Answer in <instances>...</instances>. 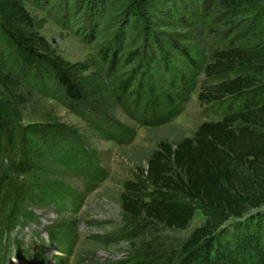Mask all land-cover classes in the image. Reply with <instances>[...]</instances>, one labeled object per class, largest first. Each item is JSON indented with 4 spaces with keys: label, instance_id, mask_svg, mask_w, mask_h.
I'll use <instances>...</instances> for the list:
<instances>
[{
    "label": "trees",
    "instance_id": "trees-1",
    "mask_svg": "<svg viewBox=\"0 0 264 264\" xmlns=\"http://www.w3.org/2000/svg\"><path fill=\"white\" fill-rule=\"evenodd\" d=\"M104 1L87 0L88 11H100ZM218 1L221 0H198V9L190 4L186 13L180 10L181 7L174 10L176 13L184 12L187 20L208 27L214 23L210 4ZM224 2L234 6L241 3L240 0ZM138 6L133 2V8L137 10ZM258 9V21L264 24V5ZM56 15L54 19L58 25L65 28L74 26L76 19L61 18V11ZM253 21L250 19L247 28L235 31L233 38L224 43L225 48L217 53L219 57L215 65L207 63L201 48L185 41L189 40L188 36L168 37L150 25L144 27L147 32L144 40L126 37L121 27L115 32H106L100 29L102 22L99 27L93 22L96 27L86 28V31L75 27L85 41L102 39L101 34L104 37L99 41L97 55L93 58L97 72L80 78L81 72L88 68L87 64L70 63L50 55L47 40L32 31L29 12L19 0H0V135L8 124L6 118L9 115L15 118L10 105L14 102L12 84L16 83L17 77L37 94L67 106L90 123L101 137L121 144L132 142L135 129L109 117L99 104L91 102L87 97L88 85L95 92L109 90L112 99L139 125L159 127L183 111L201 72L208 75L223 72L234 76L213 88V98H228L229 101L227 114L222 120L202 123L194 137L183 138L175 148L162 142L159 150L153 153L146 175V179L156 187L153 193L148 194L150 200L139 202L140 208H137L127 194L123 196L125 210L144 212L147 217L169 227L186 228L199 208L207 219L189 234L178 257L135 255L113 264H264V217L255 218L256 222L238 223L243 225L232 232L217 233L231 217L243 216L247 207L257 209L264 205V132L256 134L251 129L254 125L264 129V40L251 47L246 43ZM97 28L101 31L99 35L94 34ZM235 123H243V126L234 128ZM16 126L11 128V138L18 129ZM24 136L34 145L33 154L37 151L41 158L50 162L54 154L61 151H87L76 137L62 139L50 135L42 143L27 129ZM255 138L256 141L251 142ZM170 159L174 160L185 178L180 177V172L172 178L168 166ZM24 165L12 164L10 168L19 175L27 169L40 173L45 170ZM240 166L251 172V176H245ZM101 172L100 180L103 182L106 177L104 168ZM128 186L138 188L132 183ZM67 189V186H57L53 180L41 177L35 192L41 202H54L56 197L62 207ZM76 197L81 201L79 195ZM14 202L8 207L0 229V264H15L5 258L9 244L2 242L3 233L11 230L15 223H22V219H35L33 211L28 210L23 202ZM74 232L75 224L71 222L54 226L48 236L50 242L61 245L63 251H70ZM41 251L39 257L44 259ZM16 254L23 261L26 251L19 249Z\"/></svg>",
    "mask_w": 264,
    "mask_h": 264
},
{
    "label": "rangeland",
    "instance_id": "rangeland-1",
    "mask_svg": "<svg viewBox=\"0 0 264 264\" xmlns=\"http://www.w3.org/2000/svg\"><path fill=\"white\" fill-rule=\"evenodd\" d=\"M197 1L106 0L102 8L97 7L100 11L90 13L86 6L87 0H19L29 12L32 31L47 40V52L50 55L70 63L87 64L88 68L81 72L80 78L97 72L93 58L97 55L99 41L104 37L101 34L102 39L90 38L91 42L85 41V37L79 36L75 27L86 31V28L99 27L102 22L103 27L100 29L106 32H115L121 27L126 37L144 40L147 38L144 27L150 25L154 29L156 27V32L168 37L188 36L189 40L185 41L201 48L207 63L211 65L218 61L217 53L224 50V43L233 38L235 31L247 28L252 18L254 26L248 31L246 43L251 47L264 40V24L258 21L260 14H257L264 0H240L238 6L224 0L211 3L214 23L208 27L186 18L188 5L198 9ZM133 2L139 4L137 10L132 7ZM175 7L178 10L181 7L180 10L183 9L185 13H176ZM60 11L63 13L61 18L76 19L73 27L65 28L57 24L54 18ZM107 14L109 16H105ZM93 22H96V26H93ZM97 29L94 34L99 35L101 31ZM233 77V74L223 72L212 75L201 72L194 92L184 103L183 111L171 122L159 127L139 125L112 99L109 90L95 92L88 85L87 97L91 102L99 104L109 117L135 129L132 142L121 144L101 137L90 123L67 106L37 94L17 77L16 83L12 84L15 93L12 95L14 102L10 105L15 111V118L10 115L6 118L8 124L0 135V229L8 207L14 201L23 202L28 210L33 211L35 219H22V223H15L11 230L3 233L2 242L9 244L10 250L5 258L15 264H113L135 255L178 257L189 234L207 219L203 210H195L188 226L177 229L147 217L144 212L125 210L123 196L127 194L137 208H140L139 202L150 200L148 194L153 193L156 187L146 179V175L153 153L159 150L162 142L170 143L175 148L183 138L194 137L202 123L222 120L227 114L229 101L228 98H213V88ZM102 80L106 82L105 78ZM15 125L18 129L11 138V128ZM242 126L243 123H235L234 128ZM25 129L38 136L42 143L50 135L62 139L76 137L87 151H61L54 154L51 163L41 158L37 151L33 154L35 147L24 136ZM251 129L256 134L264 132L262 127L255 125ZM19 163H25L24 167L31 165L45 170L40 173L27 169L21 175L14 174L10 166ZM168 164L172 178H176L175 174L179 172L180 177L185 178L173 159ZM103 168L106 177L101 182ZM240 169L245 176H251L245 167L240 166ZM41 177L53 180L57 186L68 187L62 207L58 205L56 197L54 202L40 201L35 188L41 182ZM131 183L138 188L128 186ZM93 186H96L95 189H88ZM75 193L82 198L81 201L77 200ZM257 217H264V205L257 209L247 207L243 216L231 217L217 233L232 232L237 226L243 225L238 223L256 222ZM71 222L75 224L74 241L70 251H63L61 245L50 242L48 232L54 226ZM19 249L26 251L22 258L24 262L16 257ZM40 250L44 260L39 257Z\"/></svg>",
    "mask_w": 264,
    "mask_h": 264
}]
</instances>
